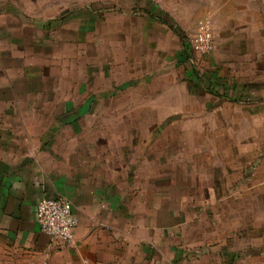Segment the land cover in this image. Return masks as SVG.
<instances>
[{"label":"rangeland","instance_id":"1","mask_svg":"<svg viewBox=\"0 0 264 264\" xmlns=\"http://www.w3.org/2000/svg\"><path fill=\"white\" fill-rule=\"evenodd\" d=\"M146 3L173 5L182 39L147 23ZM245 3L255 24L250 38L264 41V0ZM200 13L201 0H0V36L16 42L12 57L1 45L0 75L9 68V83L31 90L26 102L89 108L81 142L115 166L133 161L127 167L137 170V185L158 186L161 207L174 211L161 213L159 224L173 235L176 264H264V194L248 192L256 163L235 156L248 148L235 145L241 113L235 99L202 85L211 74L231 86L239 66L226 51L225 64L214 50L193 53ZM241 67L263 76L259 65Z\"/></svg>","mask_w":264,"mask_h":264},{"label":"crops","instance_id":"2","mask_svg":"<svg viewBox=\"0 0 264 264\" xmlns=\"http://www.w3.org/2000/svg\"><path fill=\"white\" fill-rule=\"evenodd\" d=\"M229 1L201 0L200 15L212 21L215 62L228 63L229 57L222 56L226 51L239 66L235 81L229 86L209 74L202 85L221 98L235 99V112L241 113V119L235 116V145L248 147L237 148L235 156L256 163L248 192L264 194V41L250 38L248 28L255 24L246 0ZM146 5L147 23L182 39L185 26L169 10L173 5ZM5 42L11 57L16 49L14 35L0 36L2 71ZM243 65H259L263 76L257 78ZM11 77L12 83L9 68L0 75V264H176L180 255L169 247L173 235L159 224L161 213L170 217L174 211L161 207L159 187L137 185V170L127 167L133 161L115 166L112 156H96L89 140L81 142L80 118L89 108L26 102L31 90L16 89ZM59 198L70 202L77 219L68 244L42 234L35 221L39 200Z\"/></svg>","mask_w":264,"mask_h":264},{"label":"built area","instance_id":"3","mask_svg":"<svg viewBox=\"0 0 264 264\" xmlns=\"http://www.w3.org/2000/svg\"><path fill=\"white\" fill-rule=\"evenodd\" d=\"M190 47L200 55H207L213 51V26L209 18L205 17L197 22ZM35 221L42 234L65 244L72 241L77 225L70 202L63 198L39 200L35 210Z\"/></svg>","mask_w":264,"mask_h":264}]
</instances>
